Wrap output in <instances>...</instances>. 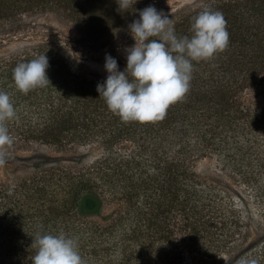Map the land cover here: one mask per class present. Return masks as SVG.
<instances>
[{"label": "trees", "instance_id": "trees-1", "mask_svg": "<svg viewBox=\"0 0 264 264\" xmlns=\"http://www.w3.org/2000/svg\"><path fill=\"white\" fill-rule=\"evenodd\" d=\"M144 2L119 12L117 0H0V25L56 11L100 42ZM203 8L223 13L229 46L193 62L189 91L160 121L123 122L97 91L108 73L55 41L0 54L11 147L56 152L0 175V264H32L33 236L61 231L86 264H264V106L250 97L264 82V0L187 3L166 14L178 37ZM40 55L50 81L24 94L13 69Z\"/></svg>", "mask_w": 264, "mask_h": 264}, {"label": "clouds", "instance_id": "clouds-1", "mask_svg": "<svg viewBox=\"0 0 264 264\" xmlns=\"http://www.w3.org/2000/svg\"><path fill=\"white\" fill-rule=\"evenodd\" d=\"M117 4V11L124 12L133 0H117ZM139 17L129 25L135 44L125 49L126 69L119 70L117 60L106 55L107 79L97 85L99 97L123 122L163 120L169 106L189 91L193 62L209 60L229 46L227 21L219 10L203 8L193 17L191 36L180 37L168 15L154 6L140 10ZM48 67L46 55L19 62L13 69L15 87L24 94L46 87L50 81ZM15 116L10 95L0 90V165L6 162L14 144L7 122ZM33 237L36 252L32 264H86L78 240L63 231L37 232ZM237 264H259V260L242 256Z\"/></svg>", "mask_w": 264, "mask_h": 264}, {"label": "rangeland", "instance_id": "rangeland-1", "mask_svg": "<svg viewBox=\"0 0 264 264\" xmlns=\"http://www.w3.org/2000/svg\"><path fill=\"white\" fill-rule=\"evenodd\" d=\"M143 7L133 11L127 18V28L117 36L104 37L100 42H91L79 32L76 25L56 11L37 10L31 14H25L23 19L7 20L0 25V54L11 51L23 44L52 40L84 61L88 67L95 71L107 73L105 69L106 55L110 54L117 60L119 70L127 65V53L125 49L133 46V39L129 25L139 19V12L148 6H154L164 14L177 8L194 3L196 0H143ZM251 100L258 106H264V82L250 93ZM56 155L53 148L45 150L25 149L19 150L11 147L6 162L0 165V175L7 179L10 171H15L21 166L38 160H52ZM205 163H208L205 162ZM214 166L212 170L214 171ZM204 168L211 171L209 165ZM212 178L218 177L210 174ZM228 184L229 181H228Z\"/></svg>", "mask_w": 264, "mask_h": 264}]
</instances>
